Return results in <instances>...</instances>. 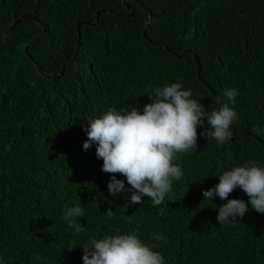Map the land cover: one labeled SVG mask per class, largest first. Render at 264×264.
Wrapping results in <instances>:
<instances>
[{"label":"trees","instance_id":"1","mask_svg":"<svg viewBox=\"0 0 264 264\" xmlns=\"http://www.w3.org/2000/svg\"><path fill=\"white\" fill-rule=\"evenodd\" d=\"M22 16L30 18L0 36V264H84L89 238L133 231L158 245L165 264H264V214L249 204L219 224L227 200L203 197L224 171L264 167V0H0V32ZM173 82L206 112L236 89L231 137L245 135L217 144L203 135L205 119L197 150L175 161L184 174L165 202L129 204L126 177L116 174L125 191L113 196L97 145L83 148L88 121L108 107L142 112L152 89ZM234 198L250 199L239 187ZM75 205L85 212L78 234L62 215Z\"/></svg>","mask_w":264,"mask_h":264},{"label":"clouds","instance_id":"2","mask_svg":"<svg viewBox=\"0 0 264 264\" xmlns=\"http://www.w3.org/2000/svg\"><path fill=\"white\" fill-rule=\"evenodd\" d=\"M148 94L152 102L145 104L142 112L137 107L119 111L108 107L101 116L89 120L86 128L88 139L83 148L87 150L93 144L97 145L96 156L103 160L102 171L112 174L108 189L113 196L125 191V181L116 177L119 173L130 185L129 204H142L147 197L152 206H158L172 194L173 182L183 176L181 165L175 161L179 154L197 150V129L205 119L208 127L203 132L204 137L210 136L221 145L230 141V126L238 115L229 107V102L235 104L238 92L234 88H226V102L218 110L210 112L204 110L200 101L192 98L191 89L185 90L179 82L156 87ZM237 187L250 198L247 202L227 199ZM214 196L227 200L219 206V224L242 218L249 204L264 214V167L251 162L250 165L224 171L219 175L217 185L203 191L204 200L213 201ZM104 214L109 219L115 215L111 208ZM62 215L75 233L84 231L77 222L78 218L85 216L81 206H65ZM127 221H131V216ZM154 239L167 243L163 234H154ZM81 246L84 264H165L164 256L153 250L158 245L145 244L135 231L89 238ZM35 259L42 258L37 255Z\"/></svg>","mask_w":264,"mask_h":264},{"label":"water","instance_id":"3","mask_svg":"<svg viewBox=\"0 0 264 264\" xmlns=\"http://www.w3.org/2000/svg\"><path fill=\"white\" fill-rule=\"evenodd\" d=\"M127 1H128V0H124V3H127ZM135 1H136V0H135ZM137 2H138V1H137ZM128 7H129V8H132V13H131V15H133L134 12H135L134 8L131 7L130 5H129ZM98 14H99V13H98ZM22 18H30V17H29V16H22V17L18 18V19L14 22V24H13L11 27H9L8 29H6L5 31L0 32V36H2V35H4V34H8V33L12 30V28H13L18 22H20V21L22 20ZM153 18H154V14L150 11L149 20H148L147 23L145 24L144 31H143V36H144V37H146L147 31H148V29H149L150 23H151V21L153 20ZM98 20H99V16L97 17L96 21L93 22V23H91L90 25H95V24H97V23H98ZM42 33H43V32L39 33V34H38L35 38H33V39L31 40V42L25 47V52H26V54L29 55V53H28V49H29V47H30V46H31V45H32V44H33V43H34V42H35V41L41 36ZM80 37H81V35H80V33H79V40H78V43H77V47H78V48H79V46H80ZM78 48H77V51H76L75 55L73 56V58H72L69 62L63 64V66H62V70H61L60 74L57 75L58 77L62 76V75L65 73L66 68L69 67L72 63L75 62V60L77 59V56H78ZM194 57H195V59H196V61H197V63H198V69L200 70V67H199V62H200L199 56H198V55H194ZM36 66H37V69L39 70V72H40V73H43V71H42V69L40 68V66H39L38 64H36ZM249 134H251V133H249ZM244 135H245V134H241L240 136H237V137H231L230 141L234 142V141H236L237 139H239L240 137H242V136H244Z\"/></svg>","mask_w":264,"mask_h":264}]
</instances>
